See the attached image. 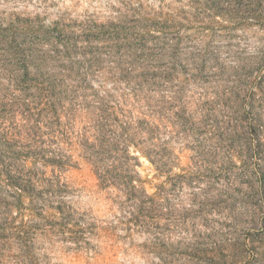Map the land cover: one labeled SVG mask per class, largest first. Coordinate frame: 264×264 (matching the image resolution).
I'll return each mask as SVG.
<instances>
[{
	"label": "rangeland",
	"instance_id": "obj_1",
	"mask_svg": "<svg viewBox=\"0 0 264 264\" xmlns=\"http://www.w3.org/2000/svg\"><path fill=\"white\" fill-rule=\"evenodd\" d=\"M0 159V264H264V0H0Z\"/></svg>",
	"mask_w": 264,
	"mask_h": 264
},
{
	"label": "trees",
	"instance_id": "obj_2",
	"mask_svg": "<svg viewBox=\"0 0 264 264\" xmlns=\"http://www.w3.org/2000/svg\"><path fill=\"white\" fill-rule=\"evenodd\" d=\"M102 115L98 116V119L94 120V123L92 126L85 128L84 133L80 136V146L82 148V150L87 153L88 155V159L90 160V164L94 165V168L96 170V174L98 175L99 180L101 181L102 184L106 185V184H111L112 179L110 177V170L108 167H101L103 166V163L105 162V157L110 156V153H118V152H122V150H126V148L128 147V144L130 142V139H126L127 138V133L133 128L132 126V122H130V120H127L125 122H122L120 125H118V131L120 132L119 134H116L115 132L112 131V126L107 124L109 122V119L106 115V111H101ZM133 124H137L138 128L140 130H143L145 126L146 128H148V121L146 120V118L143 119H139L137 121H135V123ZM55 125L58 126V129H52L51 127H47L48 130L52 131V132H56L61 136H66L69 135V128L65 127V128H61L63 129L62 131H60V121H56ZM39 131H36V133H38ZM114 137L117 138V141H114ZM54 141V139H53ZM121 145V148L118 146V144ZM48 153V154H47ZM47 154V155H45ZM147 156L149 157V159H151L152 157L154 159H152V163H154L156 169L158 171H162L166 168V166H168L164 161H163V157L159 156L157 153L154 152H149L146 153ZM40 159H44V157L42 156H48L47 157V163H53V162H62L63 160H66L65 155H63V153H61L60 151H41L40 153L36 154ZM152 156V157H151ZM2 160V159H0ZM107 160V159H106ZM15 183H18L19 186L18 187L19 191H22L23 184H19L18 181H14L13 183H11L12 185H14L15 187H17V185H15ZM125 186L126 188L129 190L128 194L131 196H134L136 193H138V187H136V185L134 183H132L131 179L127 182H125ZM6 226H8V224H6ZM24 227V226H23ZM21 227V228H23ZM11 228V227H9ZM13 228V227H12ZM2 229V228H0ZM18 229L20 228H16L12 234H18L19 232L22 233V235H26V233L24 231H19Z\"/></svg>",
	"mask_w": 264,
	"mask_h": 264
}]
</instances>
